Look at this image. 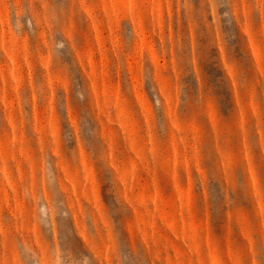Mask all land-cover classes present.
<instances>
[{"label":"rangeland","instance_id":"rangeland-1","mask_svg":"<svg viewBox=\"0 0 264 264\" xmlns=\"http://www.w3.org/2000/svg\"><path fill=\"white\" fill-rule=\"evenodd\" d=\"M0 264H264V0H0Z\"/></svg>","mask_w":264,"mask_h":264}]
</instances>
